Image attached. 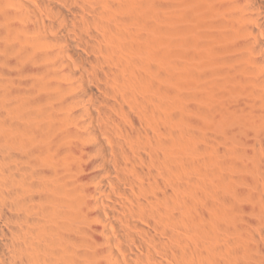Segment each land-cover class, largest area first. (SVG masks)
Wrapping results in <instances>:
<instances>
[{
  "label": "bare ground",
  "instance_id": "1",
  "mask_svg": "<svg viewBox=\"0 0 264 264\" xmlns=\"http://www.w3.org/2000/svg\"><path fill=\"white\" fill-rule=\"evenodd\" d=\"M0 264H264V0H0Z\"/></svg>",
  "mask_w": 264,
  "mask_h": 264
}]
</instances>
